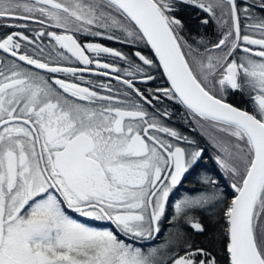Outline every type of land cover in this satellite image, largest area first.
I'll return each mask as SVG.
<instances>
[{
	"label": "snow or ice",
	"instance_id": "snow-or-ice-1",
	"mask_svg": "<svg viewBox=\"0 0 264 264\" xmlns=\"http://www.w3.org/2000/svg\"><path fill=\"white\" fill-rule=\"evenodd\" d=\"M178 5L217 39L189 42ZM0 53V264H264V0H0ZM153 70L167 86L137 87ZM176 115L230 199L204 174L175 200L205 155Z\"/></svg>",
	"mask_w": 264,
	"mask_h": 264
},
{
	"label": "flooded vegetation",
	"instance_id": "flooded-vegetation-1",
	"mask_svg": "<svg viewBox=\"0 0 264 264\" xmlns=\"http://www.w3.org/2000/svg\"><path fill=\"white\" fill-rule=\"evenodd\" d=\"M251 2V0H249ZM179 12L177 13L178 17L181 18L185 24V30L183 35L186 39L189 40V42H192L193 38H199L201 36L205 37L209 41H215L218 37V33L216 30V26L213 22L210 21L209 25L202 26L199 22L200 17L204 16L205 14L201 12L198 8L194 6H186V5H178ZM138 50H132L134 53ZM0 55H4L3 53H0ZM133 55V54H132ZM132 59H136L133 55ZM138 62V60H137ZM121 67H125L123 62H120ZM61 75L63 78V74ZM86 78H90L93 80H96L97 77L92 76H86ZM104 82H108L107 78H103ZM112 84L114 86H118L117 82L115 80L112 81ZM161 86H167L166 81H163L161 83H155V81L149 82L146 86L142 83H137V87H140L141 89H144L146 87H156L157 85ZM122 87V86H121ZM231 102H234L236 106L239 107H245V104L243 102V99L241 96H230L229 97ZM166 104H169L170 108L172 107V111L174 113H183L182 106L172 104L170 102H165ZM173 127L179 128L181 131H183L185 134L192 136L193 138L197 139L200 146L205 149V155L203 159V163L200 168H198L195 172H193L191 175H188L185 180L182 181V185L178 186V190H174V197L175 200L182 199L185 195H194L201 191H205L207 189V186L201 183V176L204 174H207L219 181L220 190L223 193L229 194L228 198L230 199V188L228 187V180L227 177H222V172L214 163L213 157L216 155L215 149L212 147V144L209 142L206 135L202 134L200 130L197 128L196 131H191L183 122V120L180 119L179 115L174 116L173 121L171 122ZM175 201H173L174 203ZM74 218L80 219L82 222H88L92 226L95 227H112L110 224H107L106 222H100V221H91L86 220V218L78 217L75 213H71ZM171 230V224L170 223H162V232L164 235H167V233ZM162 242L161 240L156 241H150L145 242L148 244L155 245L157 243Z\"/></svg>",
	"mask_w": 264,
	"mask_h": 264
},
{
	"label": "trees",
	"instance_id": "trees-1",
	"mask_svg": "<svg viewBox=\"0 0 264 264\" xmlns=\"http://www.w3.org/2000/svg\"><path fill=\"white\" fill-rule=\"evenodd\" d=\"M97 42H100V43H104L105 45L109 46V47H113V48H117L121 51H123L125 54H128L130 57H133V52L132 50H139V51H142V53L144 55H147L149 57H153L151 51L149 50V48H146L143 46H141L142 44H135V45H132V44H121V43H118V42H115V41H107V40H102L100 38H96ZM153 74L156 75L158 77V80L155 81V83H161L163 81H165V78L162 76V73L161 72H157L155 70H153ZM146 86V85H145ZM148 86V85H147ZM173 108L171 107V110ZM222 249V245H218L217 246V250H218V259L221 261V264H227V257L225 255V253L221 250Z\"/></svg>",
	"mask_w": 264,
	"mask_h": 264
},
{
	"label": "water",
	"instance_id": "water-1",
	"mask_svg": "<svg viewBox=\"0 0 264 264\" xmlns=\"http://www.w3.org/2000/svg\"><path fill=\"white\" fill-rule=\"evenodd\" d=\"M150 50V49H149ZM151 51V50H150ZM151 53H152V55H153V57H154V53L151 51ZM154 59H155V57H154ZM166 80V79H165Z\"/></svg>",
	"mask_w": 264,
	"mask_h": 264
},
{
	"label": "rangeland",
	"instance_id": "rangeland-1",
	"mask_svg": "<svg viewBox=\"0 0 264 264\" xmlns=\"http://www.w3.org/2000/svg\"><path fill=\"white\" fill-rule=\"evenodd\" d=\"M141 46H143V44Z\"/></svg>",
	"mask_w": 264,
	"mask_h": 264
}]
</instances>
